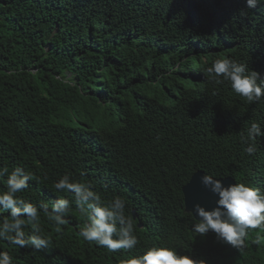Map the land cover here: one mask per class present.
<instances>
[{
    "label": "trees",
    "instance_id": "trees-1",
    "mask_svg": "<svg viewBox=\"0 0 264 264\" xmlns=\"http://www.w3.org/2000/svg\"><path fill=\"white\" fill-rule=\"evenodd\" d=\"M225 57L264 76V0H0V167L32 173L18 195L36 205L72 199L54 188L65 173L106 203L120 196L139 241L116 252L85 242L73 203L59 234L41 211L48 249L0 240V251L13 264H127L163 246L201 264H264L253 242L264 231L238 250L196 235L184 211L197 170L264 193V136L252 156L240 140L253 121L264 131V98L207 77Z\"/></svg>",
    "mask_w": 264,
    "mask_h": 264
},
{
    "label": "clouds",
    "instance_id": "clouds-1",
    "mask_svg": "<svg viewBox=\"0 0 264 264\" xmlns=\"http://www.w3.org/2000/svg\"><path fill=\"white\" fill-rule=\"evenodd\" d=\"M260 2L261 0H245L248 8H255ZM205 71L213 83L227 82L233 92L245 98L248 103H258L264 98V76L249 70L246 63H239L227 57L215 58ZM261 136H264V131L256 121L250 123L246 135L241 134L240 140L247 155H255V141ZM31 179L32 173L21 166H15L11 171L7 166L0 167V183L6 188L0 190V213L9 214L0 220V240H6L21 248L46 250L51 246L52 239L41 228V211L46 214L47 220L59 234L74 203L84 221L79 235L85 242L104 247L109 252L130 250L137 246L139 241L134 233V225L125 214L126 201L120 196H114L106 203L90 183L74 180L70 174L65 173L54 182V188L57 192L72 194V199L58 198L49 208L46 203L36 205L18 195L29 187ZM200 182L214 193L217 199L211 209H206L200 204L193 205L191 211L198 222L192 224V231L196 235L212 231L219 240L242 250L246 247L248 230L264 231V193L258 188L235 182L225 186L222 179L205 173L200 176ZM28 225L32 228L30 234L25 232ZM253 242L260 246L264 242V236L257 235ZM0 264H13V257L7 251H0ZM127 264L201 262L161 246L145 249L131 257Z\"/></svg>",
    "mask_w": 264,
    "mask_h": 264
},
{
    "label": "water",
    "instance_id": "water-1",
    "mask_svg": "<svg viewBox=\"0 0 264 264\" xmlns=\"http://www.w3.org/2000/svg\"><path fill=\"white\" fill-rule=\"evenodd\" d=\"M204 172L197 170L195 171L189 181L182 187V194L184 200V211L192 214L193 218L194 213H192L191 209L193 208L194 204H200L201 206L205 207L206 209H211L215 206V201L217 196L212 193L208 188L204 187L200 182V176ZM222 179L223 184L226 186L230 183H234V179L230 177L225 178H217ZM133 218H137V214L133 212ZM139 227L142 225L139 224Z\"/></svg>",
    "mask_w": 264,
    "mask_h": 264
}]
</instances>
